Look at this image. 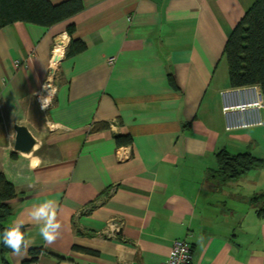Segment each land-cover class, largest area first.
Listing matches in <instances>:
<instances>
[{"label": "crops", "instance_id": "crops-1", "mask_svg": "<svg viewBox=\"0 0 264 264\" xmlns=\"http://www.w3.org/2000/svg\"><path fill=\"white\" fill-rule=\"evenodd\" d=\"M257 1L82 0L58 24L0 28V173L18 191L6 223H22L31 242L7 253L10 264L40 247L32 264H163L181 239L190 264H264V215L252 202L264 167L209 180L222 149L264 159V124L230 131L223 112L239 89L262 93L233 88L224 58ZM72 38L86 49L68 54ZM51 73L53 104L42 110L35 93ZM16 125L37 139L31 153L15 149ZM118 135L133 143L118 145ZM46 200L62 225L51 245L30 216Z\"/></svg>", "mask_w": 264, "mask_h": 264}, {"label": "trees", "instance_id": "trees-1", "mask_svg": "<svg viewBox=\"0 0 264 264\" xmlns=\"http://www.w3.org/2000/svg\"><path fill=\"white\" fill-rule=\"evenodd\" d=\"M84 9L82 0H65L54 4L50 0H0V28L16 21H25L45 26H52L63 22ZM68 32L71 36L74 27L70 26ZM76 46V48H72ZM86 49L83 41L72 38L71 52H81ZM224 58L229 65L230 85L233 88L247 86H260L264 97V0H258L238 23L225 50ZM110 127L109 123L101 124V128ZM118 145L133 143L131 135L116 136ZM16 157V154H14ZM218 169L211 170L209 180L220 186L231 181H236L251 170L264 167V159L254 156L251 151L233 154L227 149L217 153ZM18 196V191L4 173H0V232L10 225L6 222L13 213L10 201ZM260 205V214L264 215V193L257 195L252 201ZM21 231L26 236V227ZM1 251L4 264H10L6 255L12 252L2 243ZM46 249H30L31 259L23 264H32L38 256L45 253Z\"/></svg>", "mask_w": 264, "mask_h": 264}, {"label": "built area", "instance_id": "built-area-1", "mask_svg": "<svg viewBox=\"0 0 264 264\" xmlns=\"http://www.w3.org/2000/svg\"><path fill=\"white\" fill-rule=\"evenodd\" d=\"M58 46V44H57ZM54 49L53 62L54 65L59 62V60L63 57L57 59L55 57L56 52ZM113 61V59H111ZM54 73H51L53 76ZM50 80V79H49ZM54 82L47 81L42 85L41 89H39L35 96L40 103V98L42 96H47L48 91L52 94L51 104L47 109L48 110L52 104L54 99V94L56 91V87L53 84ZM44 85L48 86V90H45ZM257 87V86H255ZM254 87V88H255ZM253 88V87H251ZM41 106V105H40ZM223 112L227 121V129L228 130H236L239 128H246L249 126H259L264 124V97L263 94L255 90L243 88L239 89V101L235 105H225L223 107ZM175 253V255H173ZM193 258V249L192 245L187 240H177L172 249L169 257L163 262V264H190Z\"/></svg>", "mask_w": 264, "mask_h": 264}, {"label": "clouds", "instance_id": "clouds-1", "mask_svg": "<svg viewBox=\"0 0 264 264\" xmlns=\"http://www.w3.org/2000/svg\"><path fill=\"white\" fill-rule=\"evenodd\" d=\"M45 90L48 86L44 85ZM52 101V94L48 91L47 96L40 98L42 110L47 109ZM31 219L39 225V234L46 245L53 244L60 235L62 225L57 220V204L53 200H46L33 207L30 213ZM22 223H16L4 230L0 242L12 250L13 255L21 256L27 252L31 242L26 239L21 231ZM175 255V253H173Z\"/></svg>", "mask_w": 264, "mask_h": 264}, {"label": "water", "instance_id": "water-1", "mask_svg": "<svg viewBox=\"0 0 264 264\" xmlns=\"http://www.w3.org/2000/svg\"><path fill=\"white\" fill-rule=\"evenodd\" d=\"M15 129L17 131L15 149L23 153H31L37 144V139L25 125H16Z\"/></svg>", "mask_w": 264, "mask_h": 264}, {"label": "bare ground", "instance_id": "bare-ground-1", "mask_svg": "<svg viewBox=\"0 0 264 264\" xmlns=\"http://www.w3.org/2000/svg\"><path fill=\"white\" fill-rule=\"evenodd\" d=\"M65 43H66V37H63L62 39H59V43H58L57 48L59 50H61L65 46Z\"/></svg>", "mask_w": 264, "mask_h": 264}, {"label": "rangeland", "instance_id": "rangeland-1", "mask_svg": "<svg viewBox=\"0 0 264 264\" xmlns=\"http://www.w3.org/2000/svg\"><path fill=\"white\" fill-rule=\"evenodd\" d=\"M56 50H57V49H56ZM50 79H51V81H52V80L54 79V78H53V76H51V78H50ZM52 82H53V81H52ZM53 84H54V83H53Z\"/></svg>", "mask_w": 264, "mask_h": 264}]
</instances>
